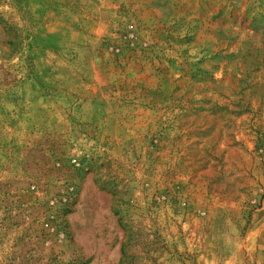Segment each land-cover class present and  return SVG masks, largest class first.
<instances>
[{"label": "rangeland", "instance_id": "374dc122", "mask_svg": "<svg viewBox=\"0 0 264 264\" xmlns=\"http://www.w3.org/2000/svg\"><path fill=\"white\" fill-rule=\"evenodd\" d=\"M0 264H264V0H0Z\"/></svg>", "mask_w": 264, "mask_h": 264}]
</instances>
